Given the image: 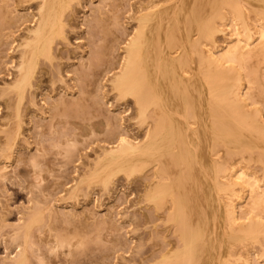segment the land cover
Masks as SVG:
<instances>
[{
	"label": "rangeland",
	"instance_id": "obj_1",
	"mask_svg": "<svg viewBox=\"0 0 264 264\" xmlns=\"http://www.w3.org/2000/svg\"><path fill=\"white\" fill-rule=\"evenodd\" d=\"M136 1L73 0L61 17L62 38L54 40L52 58L39 62L40 88L24 94L16 118L18 100L4 84L38 0H0V264L20 258L21 264H154L175 239L166 221L169 201L157 206L146 199L151 167L119 173L106 185L88 178L103 148L120 137L140 144L146 135L133 99L111 84ZM238 33L226 24L216 37V56L237 42ZM232 67L243 75L247 93V68L237 61ZM256 70L264 83V64ZM245 98L263 117L264 101L253 105ZM245 175L236 215L242 221L255 216L262 235L249 248V264H264V210L253 214L246 204L251 188L264 191V167L251 163Z\"/></svg>",
	"mask_w": 264,
	"mask_h": 264
},
{
	"label": "bare ground",
	"instance_id": "obj_2",
	"mask_svg": "<svg viewBox=\"0 0 264 264\" xmlns=\"http://www.w3.org/2000/svg\"><path fill=\"white\" fill-rule=\"evenodd\" d=\"M72 1L38 0L33 24L16 41L4 84L18 100L16 118L24 94L40 88L39 62L52 58ZM130 10L132 31L111 84L133 99L147 131L140 144L119 135L88 178L106 185L119 173L153 169L146 199L157 206L169 201L166 221L175 236L154 264H249V248L262 230L255 216L239 219L236 205L245 196L246 167H264V116L245 98L264 101L256 70L264 64V0H137ZM228 22L240 29L237 42L216 56V37ZM235 61L247 68L244 94ZM255 188L246 197L250 213L264 210V191Z\"/></svg>",
	"mask_w": 264,
	"mask_h": 264
}]
</instances>
